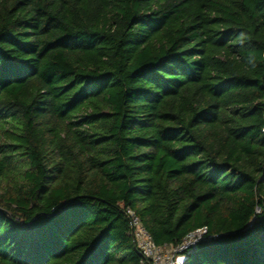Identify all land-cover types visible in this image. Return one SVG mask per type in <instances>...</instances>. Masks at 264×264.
Wrapping results in <instances>:
<instances>
[{
  "label": "trees",
  "instance_id": "trees-1",
  "mask_svg": "<svg viewBox=\"0 0 264 264\" xmlns=\"http://www.w3.org/2000/svg\"><path fill=\"white\" fill-rule=\"evenodd\" d=\"M128 209L264 264V0H0V264H144Z\"/></svg>",
  "mask_w": 264,
  "mask_h": 264
},
{
  "label": "built area",
  "instance_id": "built-area-1",
  "mask_svg": "<svg viewBox=\"0 0 264 264\" xmlns=\"http://www.w3.org/2000/svg\"><path fill=\"white\" fill-rule=\"evenodd\" d=\"M127 215L137 248L144 256V264H185L188 259L187 251L206 233V228L198 229L189 233L177 246H159L134 210L128 209Z\"/></svg>",
  "mask_w": 264,
  "mask_h": 264
},
{
  "label": "clouds",
  "instance_id": "clouds-1",
  "mask_svg": "<svg viewBox=\"0 0 264 264\" xmlns=\"http://www.w3.org/2000/svg\"><path fill=\"white\" fill-rule=\"evenodd\" d=\"M247 37L244 34H241V36L239 37V40L241 42H243V40H245ZM248 63L251 64L253 67H255V63H254V58L253 57H249Z\"/></svg>",
  "mask_w": 264,
  "mask_h": 264
}]
</instances>
